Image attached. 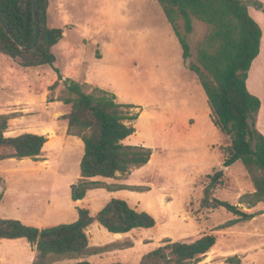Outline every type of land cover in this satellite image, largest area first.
<instances>
[{"label":"rangeland","instance_id":"374dc122","mask_svg":"<svg viewBox=\"0 0 264 264\" xmlns=\"http://www.w3.org/2000/svg\"><path fill=\"white\" fill-rule=\"evenodd\" d=\"M48 26L63 32L52 49L51 67L22 68L0 55V115L9 118L4 136L31 133L47 139L37 159L0 161V218L43 229L73 223L77 208L95 216L111 199H122L151 215L153 228L115 235L94 223L85 230L88 246L101 250L53 264H139L165 240L190 242L203 235L216 242L197 264H226L233 256L241 264H264V206L248 209L240 203L254 192L252 181L239 161L223 168L230 140L211 123L204 92L186 67L208 27L193 20L192 32L185 35L179 22L192 55L183 61L178 39L155 0H48ZM58 76L62 80L55 85ZM64 79L87 93L102 89L116 103L132 106L134 120L125 123L134 133L122 143L151 150L146 165L94 179L101 187L75 202L70 186L79 178L83 144L66 135L63 116L70 106L57 100ZM220 170L213 197L259 215L220 229L237 216L200 207L210 177ZM34 256L26 240L0 239V264H31Z\"/></svg>","mask_w":264,"mask_h":264},{"label":"trees","instance_id":"16d2710c","mask_svg":"<svg viewBox=\"0 0 264 264\" xmlns=\"http://www.w3.org/2000/svg\"><path fill=\"white\" fill-rule=\"evenodd\" d=\"M155 1L178 39L183 61H188L192 55L186 39L179 34V22L185 35L192 32L193 20L208 27L195 59L186 67L204 92L211 123L230 140L223 168L239 161L252 181L254 192L243 195L240 203L248 209L258 203L264 206V137L255 126L260 101L248 93L245 85L251 63L259 53L261 38V30L249 15L248 7L253 6L264 14V4L254 0ZM62 33L61 29L48 26V0H0V55L17 66L51 67L56 59L52 49L62 39ZM60 80L58 76L55 85ZM57 100L70 106L63 116L66 135L78 138L83 144L79 178L70 186L73 202L82 200L87 191L101 187L94 179L112 178L116 173L124 174L131 167H142L149 162L150 149L122 143L134 133V128L125 123L134 120L129 116L132 106L116 103L112 93L99 88L87 93L81 84L71 79L63 80ZM8 120L7 116L0 115V161L37 159L47 139L31 133L5 137ZM221 177V170L210 177L200 202L203 209L222 208L237 216L220 229L250 221L261 213H246L214 198L213 192ZM94 223L116 235L151 229L155 221L148 213L114 198L95 216L85 208H77V219L73 223L43 229L26 226L15 219L0 218V239H24L35 250L31 264H53L97 254L101 249L89 248L85 234L86 228ZM215 242L212 235H203L190 242L165 240L145 254L139 264H197L212 250ZM226 264L241 262L233 256Z\"/></svg>","mask_w":264,"mask_h":264},{"label":"crops","instance_id":"0c3cea01","mask_svg":"<svg viewBox=\"0 0 264 264\" xmlns=\"http://www.w3.org/2000/svg\"><path fill=\"white\" fill-rule=\"evenodd\" d=\"M264 4V0H257ZM248 13L252 19L258 24L261 30V38L259 45V53L251 63L245 82L246 89L249 94L255 96L260 101V108L256 116V129L264 137V15L260 12H255L252 8H248ZM261 74H259V73Z\"/></svg>","mask_w":264,"mask_h":264},{"label":"bare ground","instance_id":"6f19581e","mask_svg":"<svg viewBox=\"0 0 264 264\" xmlns=\"http://www.w3.org/2000/svg\"><path fill=\"white\" fill-rule=\"evenodd\" d=\"M48 136H49V138H54L55 137V135H54V132L53 131H48Z\"/></svg>","mask_w":264,"mask_h":264},{"label":"water","instance_id":"95a60500","mask_svg":"<svg viewBox=\"0 0 264 264\" xmlns=\"http://www.w3.org/2000/svg\"><path fill=\"white\" fill-rule=\"evenodd\" d=\"M33 47V46H32Z\"/></svg>","mask_w":264,"mask_h":264}]
</instances>
